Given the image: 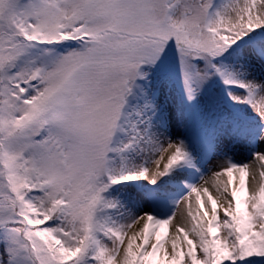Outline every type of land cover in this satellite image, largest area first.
Wrapping results in <instances>:
<instances>
[{
  "label": "snow or ice",
  "instance_id": "1",
  "mask_svg": "<svg viewBox=\"0 0 264 264\" xmlns=\"http://www.w3.org/2000/svg\"><path fill=\"white\" fill-rule=\"evenodd\" d=\"M0 264H264V0H0Z\"/></svg>",
  "mask_w": 264,
  "mask_h": 264
},
{
  "label": "rangeland",
  "instance_id": "2",
  "mask_svg": "<svg viewBox=\"0 0 264 264\" xmlns=\"http://www.w3.org/2000/svg\"><path fill=\"white\" fill-rule=\"evenodd\" d=\"M212 87L216 90V95L219 96L220 95V85L218 83H214ZM176 99L179 100V93L178 92L176 94ZM241 111L247 113L249 116H254V114L251 112V109L247 108L246 106H242ZM257 122H258V118H257ZM171 131L173 134L188 135L193 140H197L198 138H201L205 135H210L209 130L201 124V122L198 118V115H197L196 108H190L188 110L186 127H178L175 124H173ZM228 147H230L228 141H224L220 145L221 149L228 148ZM231 155L234 158H236L237 160H241L247 155V153L243 147L236 146L232 149ZM242 175L243 174L235 173L234 179H239ZM221 178L227 179L226 176L221 177ZM143 183H146V182H143ZM213 193L215 195L214 190L212 191V195H213ZM241 194H243V193H241ZM190 199H191V208H192L193 212H195V210H196V194L193 193V195ZM202 199L206 200V197H203ZM180 210H183L185 212V214L187 212V209L183 203L181 204L180 209H178V214H179Z\"/></svg>",
  "mask_w": 264,
  "mask_h": 264
},
{
  "label": "bare ground",
  "instance_id": "3",
  "mask_svg": "<svg viewBox=\"0 0 264 264\" xmlns=\"http://www.w3.org/2000/svg\"><path fill=\"white\" fill-rule=\"evenodd\" d=\"M221 179H224V180H226V178H221ZM213 196H214V193H213Z\"/></svg>",
  "mask_w": 264,
  "mask_h": 264
}]
</instances>
